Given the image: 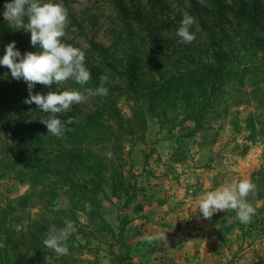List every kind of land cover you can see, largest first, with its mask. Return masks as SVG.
Segmentation results:
<instances>
[{"label":"rangeland","instance_id":"rangeland-1","mask_svg":"<svg viewBox=\"0 0 264 264\" xmlns=\"http://www.w3.org/2000/svg\"><path fill=\"white\" fill-rule=\"evenodd\" d=\"M59 2L69 13L63 42L84 51L97 86L102 74L109 82L106 96H88L58 118L79 123L108 98L119 116L75 141L47 133L40 155L73 144L97 154L108 171L103 192L87 189L99 202L89 210L73 203L57 176L31 179L14 167L19 147L10 121L21 116L37 125L50 113L25 104L27 84L0 67V264H264V27L206 2L190 28L194 41L181 44L176 32L188 0H121L127 21L115 0ZM240 2L252 10L251 0H224L234 9ZM0 37L2 57L11 41ZM15 42L22 54L36 51L30 33ZM217 62L232 74L206 113L211 129L196 131L180 103L149 108V92L164 80ZM87 88L69 79L33 92L87 96ZM247 178L256 185L246 198L255 208L248 224L231 209L202 217L201 193ZM66 220L73 232L60 255L43 241Z\"/></svg>","mask_w":264,"mask_h":264},{"label":"clouds","instance_id":"clouds-1","mask_svg":"<svg viewBox=\"0 0 264 264\" xmlns=\"http://www.w3.org/2000/svg\"><path fill=\"white\" fill-rule=\"evenodd\" d=\"M0 15L12 30L30 33L31 45L36 48L35 52L22 54L15 41L8 43L4 48L5 54L0 57V67L6 66L12 78L27 84L29 96L24 103H35L41 112L50 113L40 121L53 136L63 138L65 131L70 129L69 125L76 123V120L74 117L62 120L57 114L71 111L73 105L81 104L88 96H106L108 88L105 85L109 82V75L100 76L98 87L85 89L87 96L78 90L56 89L47 94L34 93L38 83L51 86L72 79L84 85L91 79L92 73L85 64L84 51L62 40L66 35L68 9L59 0H8ZM195 22L190 14L184 15L176 32L180 38L178 43L194 41L195 34L190 28ZM255 187L252 179L247 178L205 191L197 197L198 211L204 219H209L220 211L235 210L236 219L242 224H248L255 214V208L246 198L254 192ZM85 207L90 210L91 206L85 204ZM72 232L73 222L70 220H66L61 228L52 225L43 244L57 254L67 255V241ZM142 239L151 242L153 237L146 235Z\"/></svg>","mask_w":264,"mask_h":264},{"label":"trees","instance_id":"trees-1","mask_svg":"<svg viewBox=\"0 0 264 264\" xmlns=\"http://www.w3.org/2000/svg\"><path fill=\"white\" fill-rule=\"evenodd\" d=\"M8 0H0V13L4 11V4ZM208 2L211 8H215L220 14L229 12L233 14L239 23L261 25L264 27V0H251L252 10L240 2L239 9H234L224 3V0H188L189 14L193 17L199 16L204 10V3ZM115 5L124 21L128 20V13L121 0H115ZM28 33L23 30H12L8 22L0 15V35L5 41L23 40ZM0 40L1 37H0ZM231 71L226 65L217 62L207 64L187 73H180L164 80L158 87L148 94L149 108H167L168 106L180 103L189 108V120L196 124V131L211 129L210 123L206 120V113L212 108L213 100L218 96L226 81L231 77ZM87 86L96 88L97 83L91 78ZM39 86V83H38ZM140 97V94H137ZM108 98V97H105ZM112 99L107 101L87 118L65 131L63 136L66 141H75L86 135L87 131H99L107 125V122L116 120L119 116ZM15 135L19 151L14 167L21 166L27 175L34 177H49L50 175L60 178L61 190L71 193L73 203L90 206H99L98 200L89 197L87 189L92 186L93 192H103V183L108 171L107 162L100 159L97 154L89 155L84 148L75 145H64L61 150L51 152L48 159H43L40 150L45 146V136L49 133L43 123L37 125L29 124L26 119L15 118L10 121ZM49 162V164H48ZM91 190V189H90ZM27 202V197L22 199ZM93 214H96V212Z\"/></svg>","mask_w":264,"mask_h":264}]
</instances>
